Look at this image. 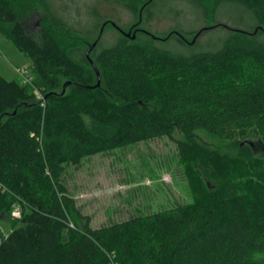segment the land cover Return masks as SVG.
<instances>
[{
    "label": "trees",
    "instance_id": "16d2710c",
    "mask_svg": "<svg viewBox=\"0 0 264 264\" xmlns=\"http://www.w3.org/2000/svg\"><path fill=\"white\" fill-rule=\"evenodd\" d=\"M154 1H97L93 29L84 31L73 0H0V32L32 61L29 83L0 75V215L20 214L0 239V264H264V184L243 190L217 177L219 153L196 138L250 125L264 137V0H213L244 8L254 22L227 27L216 51L174 54L152 33L142 43L120 32L103 47L102 31L123 29L119 8L142 19ZM37 14L35 38L28 28ZM176 131L203 195L93 228L66 186L67 168ZM248 136L231 153L243 166L255 160Z\"/></svg>",
    "mask_w": 264,
    "mask_h": 264
},
{
    "label": "rangeland",
    "instance_id": "374dc122",
    "mask_svg": "<svg viewBox=\"0 0 264 264\" xmlns=\"http://www.w3.org/2000/svg\"><path fill=\"white\" fill-rule=\"evenodd\" d=\"M97 1L100 0H73L71 4L72 17L79 19L84 31L93 29V10ZM211 8H214L212 13ZM149 9L148 19L143 13L142 20L119 8V14L114 19L123 27L126 33L123 37L128 42L146 43L152 38V33L165 39L159 42V46L182 56L216 51L231 35L227 27L249 29L254 24L244 8L229 2L155 0ZM205 9L209 12L206 13ZM58 12L63 13L61 6H58ZM70 12L64 14L70 16ZM41 17L37 14L28 28L35 38L39 35ZM136 23L140 30L135 35L132 27ZM217 24L222 26L216 27ZM204 27L211 30L197 36V31ZM98 33L87 37L90 45L99 39ZM171 33L174 34L167 39ZM181 34L185 37L184 41ZM117 36H120L117 28L108 26L101 32L103 47L114 44ZM31 66V59L0 32V75L8 81L24 82L19 71L29 73ZM258 131L254 125L223 131L219 136L200 130L196 132V138L205 147L219 153L213 164L215 175L231 178L245 190L264 184V137ZM246 132L253 144L255 160L243 166L235 163L231 153L247 139L244 138ZM184 140V136L176 131L172 137L131 144L85 158L77 166H69L65 176L66 186L81 212L91 218V226L101 228L140 214L158 212L178 202L191 203L200 198L204 192L201 193L199 183L193 184L195 172L186 165L178 150L177 142ZM19 217L18 211L0 215V239L18 225Z\"/></svg>",
    "mask_w": 264,
    "mask_h": 264
},
{
    "label": "built area",
    "instance_id": "2783aa9c",
    "mask_svg": "<svg viewBox=\"0 0 264 264\" xmlns=\"http://www.w3.org/2000/svg\"><path fill=\"white\" fill-rule=\"evenodd\" d=\"M19 72L22 74L25 83L31 82L30 75H29V73L27 71L20 70ZM38 99H40L41 101H43V96L41 94H39L38 95ZM42 105H43V103H42Z\"/></svg>",
    "mask_w": 264,
    "mask_h": 264
},
{
    "label": "water",
    "instance_id": "95a60500",
    "mask_svg": "<svg viewBox=\"0 0 264 264\" xmlns=\"http://www.w3.org/2000/svg\"><path fill=\"white\" fill-rule=\"evenodd\" d=\"M98 41H99V39L98 40H96L95 41V43L94 44H92L91 46H90V48L88 49V51H87V55H89L90 54V52L96 47V45H97V43H98ZM96 72H97V75H98V85L100 84V74H99V72H98V70L96 69Z\"/></svg>",
    "mask_w": 264,
    "mask_h": 264
},
{
    "label": "flooded vegetation",
    "instance_id": "af4514ba",
    "mask_svg": "<svg viewBox=\"0 0 264 264\" xmlns=\"http://www.w3.org/2000/svg\"><path fill=\"white\" fill-rule=\"evenodd\" d=\"M147 1L150 2L151 0H147ZM141 13H142V11H141ZM133 28H134L133 33H135V35H136V33H138V31L140 30V29L137 27V23L133 25L132 29H133ZM132 29H131V30H132ZM117 30H118L119 32H121L123 35L126 34V33L124 34V32H123L124 30H123V29L120 30V29L117 28ZM142 30H144V29H142ZM144 31H146V30H144ZM130 32H132V31H130ZM150 35H151V34H150Z\"/></svg>",
    "mask_w": 264,
    "mask_h": 264
}]
</instances>
